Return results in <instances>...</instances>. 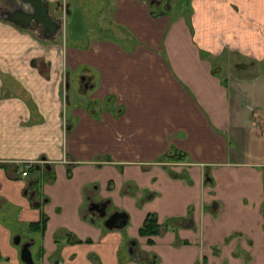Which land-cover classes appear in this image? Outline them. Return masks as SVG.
Here are the masks:
<instances>
[{
	"label": "crops",
	"instance_id": "0c3cea01",
	"mask_svg": "<svg viewBox=\"0 0 264 264\" xmlns=\"http://www.w3.org/2000/svg\"><path fill=\"white\" fill-rule=\"evenodd\" d=\"M43 1L0 17V264H264V0Z\"/></svg>",
	"mask_w": 264,
	"mask_h": 264
},
{
	"label": "water",
	"instance_id": "95a60500",
	"mask_svg": "<svg viewBox=\"0 0 264 264\" xmlns=\"http://www.w3.org/2000/svg\"><path fill=\"white\" fill-rule=\"evenodd\" d=\"M17 9L14 11L4 10L0 12L2 19H9L17 25L30 28L31 23L35 26L42 25L44 38H51L57 33L60 28V22L48 15L46 3L43 0H13ZM124 216L119 213H114L105 222V227L108 229L121 228L125 223L123 222ZM28 251H23L22 258H30Z\"/></svg>",
	"mask_w": 264,
	"mask_h": 264
},
{
	"label": "flooded vegetation",
	"instance_id": "af4514ba",
	"mask_svg": "<svg viewBox=\"0 0 264 264\" xmlns=\"http://www.w3.org/2000/svg\"><path fill=\"white\" fill-rule=\"evenodd\" d=\"M6 3H7V5H8V8L7 9H4V10H8V11H14V10H16L17 9V7H16V5L14 4V2H13V0H6ZM4 10H1V12L2 11H4ZM32 23H33V21H32ZM34 24V23H33ZM35 25V24H34ZM30 197H31V199H33L34 200V197H35V194H32V195H30ZM35 204H39L38 202H34ZM108 206H109V202H107V201H105V202H103V203H98V204H92L91 206H90V211H93V210H96V211H98L100 214H105L106 213V210H107V208H108ZM113 215V214H112ZM109 216H111V215H109ZM124 216V220L126 219V216L125 215H123ZM106 221H107V219H106ZM156 223H157V221H156ZM160 226V225H159ZM108 229V228H107ZM141 229V228H140ZM159 232H160V228H159ZM139 233H140V230H139ZM157 235V234H156ZM142 236V235H141ZM152 236H155V235H152ZM152 236H145V237H152ZM28 251L29 252V254H30V258L29 257H26V259L24 260L23 258H22V260H23V262L25 263V264H35L34 263V261H33V259H32V255H31V252H30V250H29V247H25L23 250H22V256H23V251ZM27 252V253H28ZM126 254L128 255V257H130V258H132L133 260H135V261H140V260H142L144 257L141 255V253L139 252V250H138V245H137V242H135V241H133V240H131L129 243H128V246H127V249H126ZM21 256V257H22Z\"/></svg>",
	"mask_w": 264,
	"mask_h": 264
},
{
	"label": "trees",
	"instance_id": "16d2710c",
	"mask_svg": "<svg viewBox=\"0 0 264 264\" xmlns=\"http://www.w3.org/2000/svg\"><path fill=\"white\" fill-rule=\"evenodd\" d=\"M184 158V157H183ZM169 160L173 161H179L182 160L177 155L168 157ZM38 227V224H36V228ZM159 224L156 223V220L153 217L148 216L145 220V224L140 229V234L142 236H152L159 233ZM32 230H35V228H32Z\"/></svg>",
	"mask_w": 264,
	"mask_h": 264
},
{
	"label": "rangeland",
	"instance_id": "374dc122",
	"mask_svg": "<svg viewBox=\"0 0 264 264\" xmlns=\"http://www.w3.org/2000/svg\"><path fill=\"white\" fill-rule=\"evenodd\" d=\"M3 1H5V2H3L4 4L6 3V0H3ZM149 3L150 2H152V0H147ZM159 1H162V2H164V0H159ZM7 4V3H6ZM94 13L95 12H93L92 11V15H90V18H95V15H94ZM61 15L63 16V13H61ZM41 29H40V31L38 30V32H37V37L38 38H40V36H41ZM62 87H63V89H62V91H61V98H60V101H68V96H69V91H68V89H67V87H66V85L64 86V84L62 85ZM83 90H84V86L83 85H81V89H73L70 93H72V101H74L75 99H78L77 97H81L80 95H81V92H83ZM77 96V97H76Z\"/></svg>",
	"mask_w": 264,
	"mask_h": 264
},
{
	"label": "built area",
	"instance_id": "2783aa9c",
	"mask_svg": "<svg viewBox=\"0 0 264 264\" xmlns=\"http://www.w3.org/2000/svg\"><path fill=\"white\" fill-rule=\"evenodd\" d=\"M31 168V165H24V169L21 171V176L26 177Z\"/></svg>",
	"mask_w": 264,
	"mask_h": 264
}]
</instances>
